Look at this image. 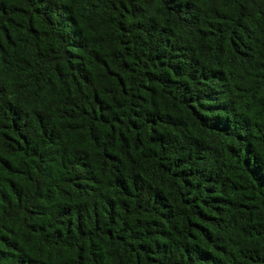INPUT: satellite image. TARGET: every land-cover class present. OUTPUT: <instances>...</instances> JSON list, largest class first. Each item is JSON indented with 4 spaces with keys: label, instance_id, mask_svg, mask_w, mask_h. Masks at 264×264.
Wrapping results in <instances>:
<instances>
[{
    "label": "trees",
    "instance_id": "16d2710c",
    "mask_svg": "<svg viewBox=\"0 0 264 264\" xmlns=\"http://www.w3.org/2000/svg\"><path fill=\"white\" fill-rule=\"evenodd\" d=\"M0 264H264V0H0Z\"/></svg>",
    "mask_w": 264,
    "mask_h": 264
}]
</instances>
